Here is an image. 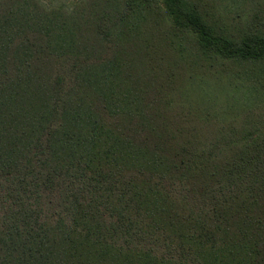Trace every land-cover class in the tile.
Returning <instances> with one entry per match:
<instances>
[{
  "label": "trees",
  "instance_id": "16d2710c",
  "mask_svg": "<svg viewBox=\"0 0 264 264\" xmlns=\"http://www.w3.org/2000/svg\"><path fill=\"white\" fill-rule=\"evenodd\" d=\"M0 264H264V0H0Z\"/></svg>",
  "mask_w": 264,
  "mask_h": 264
},
{
  "label": "rangeland",
  "instance_id": "374dc122",
  "mask_svg": "<svg viewBox=\"0 0 264 264\" xmlns=\"http://www.w3.org/2000/svg\"><path fill=\"white\" fill-rule=\"evenodd\" d=\"M254 10H255V8H254ZM252 11H253V8L250 9L249 12H252ZM241 98H242V97H241ZM221 99H224V95H223V94H221ZM258 113H259V111H258L257 109L254 111V114L257 115V116H259V115H262L263 110L261 111V113H260L259 115H258ZM236 116L242 118V117L244 116V114H243V113H240V114H237ZM257 116H255L254 118H257Z\"/></svg>",
  "mask_w": 264,
  "mask_h": 264
}]
</instances>
